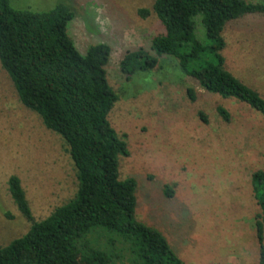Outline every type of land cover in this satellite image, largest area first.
Here are the masks:
<instances>
[{"label": "rangeland", "instance_id": "obj_1", "mask_svg": "<svg viewBox=\"0 0 264 264\" xmlns=\"http://www.w3.org/2000/svg\"><path fill=\"white\" fill-rule=\"evenodd\" d=\"M154 1L10 0V4L37 12L65 4L74 14L68 34L82 55L95 45L111 47L105 69L119 99L109 118L128 143L129 155L120 156V177L137 181V220L159 230L186 264H259L255 224L259 207L252 173L264 170V116L235 97L207 92L172 55L159 56L156 68L130 79L123 74L120 62L127 51L143 48L157 55L153 39L164 33V26L154 13L148 17L138 13L140 8H152ZM198 37L207 41L205 31L203 38ZM224 37L227 68L264 97V14H245L229 22ZM189 87L195 90V99L188 94ZM219 105L229 111V121L219 114ZM13 175L20 178L36 220L47 218L78 189L67 144L46 128L38 113L24 106L0 63V248L32 225L9 191ZM167 186L172 196L166 193ZM102 234L97 231L91 238L103 243Z\"/></svg>", "mask_w": 264, "mask_h": 264}, {"label": "trees", "instance_id": "obj_2", "mask_svg": "<svg viewBox=\"0 0 264 264\" xmlns=\"http://www.w3.org/2000/svg\"><path fill=\"white\" fill-rule=\"evenodd\" d=\"M138 13L142 17L154 13L165 31L153 39L156 56L143 48L124 54L120 62L124 75L130 79L154 69L159 56L172 55L207 92L235 97L264 116V97L227 68L223 54L227 24L245 14H264L263 3L155 0L152 8H140ZM73 15L65 4L37 12L0 0L1 66L24 106L38 113L46 128L67 144L78 180L73 198L36 220L20 178L10 177L11 196L32 225L0 248V264H186L159 230L136 218L137 181L120 177V156L129 155L128 143L109 118L119 99L105 69L111 47L95 45L82 55L67 30ZM204 31L206 42L198 37L203 38ZM187 91L196 98L193 88ZM217 110L230 120L225 107ZM252 180L259 207L255 216L259 264H264V170L254 171ZM169 187L165 191L172 196ZM97 231L105 242L91 238Z\"/></svg>", "mask_w": 264, "mask_h": 264}]
</instances>
